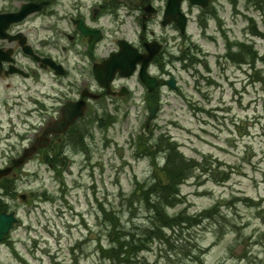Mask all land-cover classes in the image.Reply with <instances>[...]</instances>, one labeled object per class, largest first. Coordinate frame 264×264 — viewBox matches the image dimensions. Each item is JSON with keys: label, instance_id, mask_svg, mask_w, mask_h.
Returning <instances> with one entry per match:
<instances>
[{"label": "rangeland", "instance_id": "obj_1", "mask_svg": "<svg viewBox=\"0 0 264 264\" xmlns=\"http://www.w3.org/2000/svg\"><path fill=\"white\" fill-rule=\"evenodd\" d=\"M74 3L78 0H65L62 5L69 8ZM263 8L264 0H213L207 10V29L191 23V35L178 39L186 40L183 48L190 46V55L196 54L198 61L190 59L195 63L186 67L184 61L165 55L163 61L178 87H163L160 110L150 128L145 127L150 113L145 90L133 78L134 89L127 100L91 101L87 117L79 123L85 132L82 135L91 136L88 143L84 140L91 154L76 139L65 141L70 172L65 166L64 173L57 174L41 162V156L32 158L22 171L23 179L18 176L17 180L18 191L31 192V198L16 200L21 219L0 248V264H120L101 255L100 244H113L102 205L118 214V236L122 230L134 238H149L139 257L125 264H201L197 258H203V264H264ZM27 25L36 41L43 37L42 31L37 36L34 30L38 21ZM255 26L260 34L254 33ZM227 38L236 50L229 60L224 57ZM237 40L251 43L253 51ZM170 52L181 55L176 49ZM153 69L162 76L159 66ZM164 77H170L168 72ZM76 83L74 73L57 79L44 76L36 84L35 95H65L60 99L63 102L79 95ZM19 95L10 109L4 105ZM50 101L55 107L60 104ZM33 107L24 88L0 89V135L12 134L10 141H17L20 149L34 138L32 125L38 124V114H29ZM111 120L117 121L110 126ZM102 122L107 128L100 127ZM161 132L172 135L185 158L213 162L216 178L232 173L227 181L216 182L210 172L204 176L195 172L181 186L184 202L169 208V214L197 215L217 202L222 204L220 209L200 224L166 228L156 234L151 205L131 197L137 180L145 185L155 183L151 178L153 155L137 153L139 137L155 150L152 136L159 137Z\"/></svg>", "mask_w": 264, "mask_h": 264}, {"label": "flooded vegetation", "instance_id": "obj_2", "mask_svg": "<svg viewBox=\"0 0 264 264\" xmlns=\"http://www.w3.org/2000/svg\"><path fill=\"white\" fill-rule=\"evenodd\" d=\"M27 1L39 2L40 0ZM48 1V5L40 12L29 15L21 22L8 25L7 35L0 37V89L1 87L6 90L25 88L27 91L36 93L35 84L40 83L43 75H56L59 65H65V60L61 58V55L69 49L75 50L78 54V77H80L78 90L81 93L83 91L89 93V90H101L103 95L100 99H107L106 88H103L100 83L96 85L89 78V76L95 75V67L105 63L115 52H120L125 41L134 44L133 46L141 53H145L148 48V40L155 41L156 39L163 44L156 57L166 54L169 51L167 43L171 40L170 30L177 29L176 23L179 19L174 17L176 23L172 21L165 24L169 0H124L128 4L121 5L117 8V12L114 11L112 0H98L100 4L91 5L88 12H86L87 7L82 1L78 2V6L72 8H67L65 5L59 6L57 0ZM25 2L24 0H0V14L17 12ZM130 8L139 15V17L135 16V23L140 24L143 30L134 39L130 37L131 32L126 27V16ZM32 20L43 22L42 29L45 40L33 41L31 30L27 25ZM80 20L90 31L88 35L78 29ZM68 24L71 26L69 30H67ZM157 24L164 31L156 32L153 28ZM144 31L156 37L148 36ZM97 34L98 38L96 39ZM62 39H66L67 42L64 40L66 44L59 49L57 48L58 43ZM91 39L95 40L93 45H91ZM137 68L139 72L141 63L137 65ZM83 74L89 76L85 77ZM129 78L118 71L111 83L112 92H120L129 86ZM27 81H30V84H27ZM112 97L111 100L118 98V95L114 94ZM53 99L60 103L58 107H55L54 104L51 105L49 102L51 97L48 92L42 94L41 98L32 94V100L38 105V123L41 124L38 128H33L34 142L38 136L44 133L50 123L61 117L64 104L57 98ZM5 103L10 104L7 100ZM65 135L67 133L51 135V141L47 147L39 149L35 154L42 156L48 152L49 157L47 159L44 157V160L55 172L63 167L58 162L55 151L57 145L65 142ZM34 142L29 145L31 146ZM29 145H23L20 150L17 143L7 142L5 147L0 143V160L7 159L4 164H0V169L11 166L14 158L21 156ZM18 176L23 177L20 168H14L9 175L0 177V213L15 212L17 214L16 200L21 198L28 201L30 199V193L19 192L16 187L12 189L7 186L10 180L18 179Z\"/></svg>", "mask_w": 264, "mask_h": 264}, {"label": "trees", "instance_id": "obj_3", "mask_svg": "<svg viewBox=\"0 0 264 264\" xmlns=\"http://www.w3.org/2000/svg\"><path fill=\"white\" fill-rule=\"evenodd\" d=\"M264 9V8H263ZM254 21L251 17L249 20ZM254 28V27H253ZM254 33L260 34L261 32L255 26ZM244 49L253 48L247 42L240 45ZM251 57L253 54L248 53ZM153 144L157 147L155 150L148 144L145 140H141L139 144V150L137 153L142 154H152L155 156L156 153H161L166 158V163L163 167L155 166L152 178L155 183H148L147 185L137 182V186L134 191V197H139L140 201L145 200L151 205V210L155 214V224L152 227L154 233L160 234L165 231L166 228L182 227L184 225H196L200 224L204 219L213 217L216 210H218V205L215 204L210 209L203 210L198 215H191L184 212H180L177 215H170L167 211L168 207H174L177 204L183 202V196L181 191V184L195 175V172L199 171L202 175L211 173L212 178L215 181H226L229 179L230 174L227 172L226 177L222 179L215 176L216 169L213 168V162L208 160L198 161L195 158H185L178 149V145L171 141V138L165 134L159 135V137H154ZM166 144V145H165ZM138 147V146H137ZM191 164L192 166H189ZM220 163H217L219 166ZM137 194H139L137 196ZM143 196V198H142ZM103 218L104 222L108 226V235L111 238V246L106 247L104 244H100L101 255L113 262H118L120 264H125L131 262V260L137 259L138 253L143 251L149 245V238L140 236L134 238L122 232V236H118V231L121 229V221L114 213L113 210H108L103 207ZM203 260L200 259V262Z\"/></svg>", "mask_w": 264, "mask_h": 264}, {"label": "water", "instance_id": "obj_4", "mask_svg": "<svg viewBox=\"0 0 264 264\" xmlns=\"http://www.w3.org/2000/svg\"><path fill=\"white\" fill-rule=\"evenodd\" d=\"M180 1V0H179ZM197 2L200 0H196ZM29 5H33V6H39L40 4H29ZM40 8H23L19 13H15V14H9V15H3L4 17H6L8 19L9 22L11 21H20L22 19H24V17L26 15H28L30 12L33 11H37ZM3 16H0L3 17ZM8 22V23H9ZM5 32L4 29L0 28V36H4ZM152 56H148L145 60V62H149ZM144 79L146 80V82L149 83V80L147 79V77H144ZM152 83L155 82V80H151ZM171 85L174 86V80L170 81ZM155 85V84H154ZM150 88H152V86H150ZM85 100H80L78 102H74V103H67L64 109V115L61 119L55 121L53 124L50 125V127L47 129L46 134L47 133H51V132H64L68 129V127L74 123L77 119L78 116L83 115L84 113V107H85ZM157 112V106H154L152 108V113L151 116L149 118V121L152 119V117L156 114ZM48 138H40L38 140V145L27 149L25 154L23 155V157L15 159L14 160V164L16 166H21L25 159L27 157H29L30 155H32L37 149L38 147H44L48 144ZM9 172V169L7 170H2L0 173V175L2 174H6ZM17 221V218L14 216L13 213L11 214H0V241L3 240L5 238V235L9 232L10 228L14 225V222Z\"/></svg>", "mask_w": 264, "mask_h": 264}]
</instances>
